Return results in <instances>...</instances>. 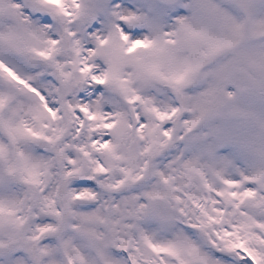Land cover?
<instances>
[{"label": "snow or ice", "instance_id": "1", "mask_svg": "<svg viewBox=\"0 0 264 264\" xmlns=\"http://www.w3.org/2000/svg\"><path fill=\"white\" fill-rule=\"evenodd\" d=\"M0 264H264V0H0Z\"/></svg>", "mask_w": 264, "mask_h": 264}]
</instances>
